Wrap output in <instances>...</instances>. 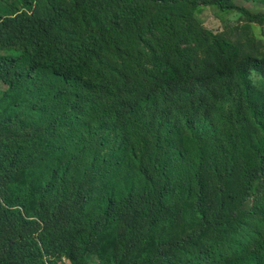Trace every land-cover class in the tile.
Masks as SVG:
<instances>
[{"label": "trees", "instance_id": "1", "mask_svg": "<svg viewBox=\"0 0 264 264\" xmlns=\"http://www.w3.org/2000/svg\"><path fill=\"white\" fill-rule=\"evenodd\" d=\"M238 1L0 14V264H264V10Z\"/></svg>", "mask_w": 264, "mask_h": 264}, {"label": "rangeland", "instance_id": "2", "mask_svg": "<svg viewBox=\"0 0 264 264\" xmlns=\"http://www.w3.org/2000/svg\"><path fill=\"white\" fill-rule=\"evenodd\" d=\"M23 1L26 0H0V14L8 16L15 14L17 11H22L24 7ZM238 3L242 6H245L251 11H257L260 9L264 10V8L261 6L258 9V7L252 4L251 2L239 0ZM196 16L199 20H201L203 26L210 30L221 31L222 29H224L225 31H230L231 27L234 28L236 26L235 14L233 13H219L215 9L204 7L196 13ZM251 34H253L257 41L264 43V24H252ZM3 53H5V51L0 49V54ZM250 76L255 84L259 83L258 74L252 72ZM5 90L6 86L0 83V96ZM251 205L252 200H249L244 208L249 209ZM38 224L39 226L36 224L32 225V227L28 230V233H32L34 237H38L40 231L43 229V226L40 221L38 222ZM20 228H23L21 231L25 232L26 228H24V226H20L19 222L12 219L9 223L6 224L5 231L7 235H10L12 232L20 231ZM182 231L183 229L181 227L177 228L175 230V234L181 235ZM44 255V259L46 260L47 264H50L52 261H55L58 264H71L70 261L66 259L62 253L57 254V256L55 257L47 256L45 252ZM89 264H99V261L95 257L90 260Z\"/></svg>", "mask_w": 264, "mask_h": 264}]
</instances>
